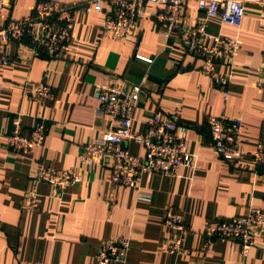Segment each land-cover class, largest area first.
Segmentation results:
<instances>
[{
	"label": "crops",
	"instance_id": "crops-1",
	"mask_svg": "<svg viewBox=\"0 0 264 264\" xmlns=\"http://www.w3.org/2000/svg\"><path fill=\"white\" fill-rule=\"evenodd\" d=\"M36 1L6 0L2 22L29 17ZM161 8L150 5L125 40L103 34L104 14L80 11L71 42L55 59L44 52L33 55L28 42L4 46L14 61L0 65V264H98L100 244L124 238L132 243L125 261L110 264H264L263 241L246 257L238 243L228 241H215L206 254L201 234L207 220L243 216L250 206L264 211V172L252 156L264 139V90L257 86L264 65V6L247 5L242 25L235 27L188 3L172 33L157 19ZM203 23L210 34L241 45L232 70L225 60L219 64L221 75L230 76L227 96L201 72L202 59L183 41L182 26ZM110 82H121L128 91L143 87L134 132L154 120L175 118L185 125L192 166L174 178L144 175L131 188L113 184L102 161L89 168L80 160L83 146L115 125L99 114L95 97L96 87ZM43 83L56 96L47 105L32 94ZM18 115L26 135L42 121L48 127L42 145L28 154L6 143ZM221 115L243 121L232 161L221 159L212 145L207 120ZM127 147L135 156L145 154L135 142ZM45 168L75 171L81 183L58 193L48 183L34 182ZM28 193L39 203L31 212L23 207ZM168 213L182 217L192 230L184 253L176 257L167 249Z\"/></svg>",
	"mask_w": 264,
	"mask_h": 264
},
{
	"label": "built area",
	"instance_id": "built-area-1",
	"mask_svg": "<svg viewBox=\"0 0 264 264\" xmlns=\"http://www.w3.org/2000/svg\"><path fill=\"white\" fill-rule=\"evenodd\" d=\"M188 3H195L209 17L219 18L223 23L235 27L242 25L247 5L264 6V0H86L82 3L37 0L32 15L3 23L6 0H0V65H8L14 61L4 51V46L11 41L23 46L28 42V47L35 56L44 52L50 59L60 57L71 42L72 29L80 11L86 14H104L103 34L125 40L147 17V8L150 5L162 7L157 19L172 33L179 28ZM182 28L183 41L188 51L202 59L201 72L216 86L223 88L227 96L230 76L221 75L218 68L220 62L225 60L229 68L233 69L241 48L239 41L210 34L204 23L193 28ZM208 41L213 45H208ZM145 61L151 62L150 59ZM257 86L264 90V65L260 70ZM142 92L141 85L128 91L121 82H110L95 89V97L100 104L99 114L108 116L115 125L96 140L84 145L80 160L89 168L99 161L105 163L111 169L112 182L115 185L136 187L139 179L147 174L174 178L179 175L182 167L192 166V155L186 149L183 135L185 125L178 119L154 120L141 133L132 130L133 115ZM32 94L43 105L53 102L56 97L53 88L45 83L35 87ZM207 123L217 155L223 160L232 161L240 144L242 119L225 115L210 116ZM47 131V125L42 121L26 135L21 115H18L12 121L6 143L10 150L28 154L42 145ZM131 142L144 147V156L138 157L129 152L127 145ZM252 156L258 171L264 172V139ZM34 182L48 183L61 193L80 184L81 177L75 171L45 168L40 170ZM38 204V197L34 193H28L23 201V207L28 212L36 210ZM164 226L169 233L168 252L175 257L182 255L185 237L192 230L186 226L182 217L170 213L165 216ZM201 234L205 238L206 254L210 252L215 241H228L238 243L246 257L258 241L264 242V211L250 206L243 216L207 220ZM131 246L130 239L125 238L102 242L97 252L98 264L125 261Z\"/></svg>",
	"mask_w": 264,
	"mask_h": 264
}]
</instances>
